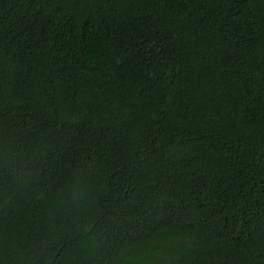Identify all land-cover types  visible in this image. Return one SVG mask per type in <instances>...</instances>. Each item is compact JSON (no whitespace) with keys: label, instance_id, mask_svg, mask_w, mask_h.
Here are the masks:
<instances>
[{"label":"trees","instance_id":"16d2710c","mask_svg":"<svg viewBox=\"0 0 264 264\" xmlns=\"http://www.w3.org/2000/svg\"><path fill=\"white\" fill-rule=\"evenodd\" d=\"M0 264H264V0H0Z\"/></svg>","mask_w":264,"mask_h":264}]
</instances>
